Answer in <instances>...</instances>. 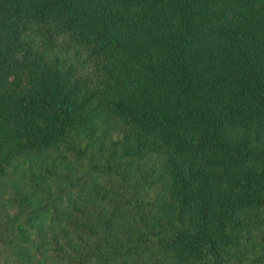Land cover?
I'll list each match as a JSON object with an SVG mask.
<instances>
[{"label":"trees","instance_id":"1","mask_svg":"<svg viewBox=\"0 0 264 264\" xmlns=\"http://www.w3.org/2000/svg\"><path fill=\"white\" fill-rule=\"evenodd\" d=\"M0 264H264V0H0Z\"/></svg>","mask_w":264,"mask_h":264}]
</instances>
